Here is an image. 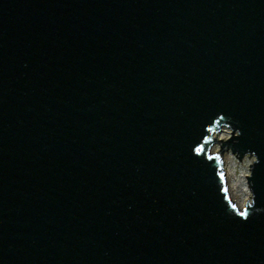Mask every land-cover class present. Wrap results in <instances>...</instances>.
I'll use <instances>...</instances> for the list:
<instances>
[{
  "label": "water",
  "instance_id": "1",
  "mask_svg": "<svg viewBox=\"0 0 264 264\" xmlns=\"http://www.w3.org/2000/svg\"><path fill=\"white\" fill-rule=\"evenodd\" d=\"M0 264H264V0H0Z\"/></svg>",
  "mask_w": 264,
  "mask_h": 264
},
{
  "label": "bare ground",
  "instance_id": "2",
  "mask_svg": "<svg viewBox=\"0 0 264 264\" xmlns=\"http://www.w3.org/2000/svg\"><path fill=\"white\" fill-rule=\"evenodd\" d=\"M216 135V134H215ZM210 151L216 153L218 151V146H216L215 142H212L209 147ZM221 158V157H220ZM222 173L225 181L226 191L229 199L234 202L239 208H241L245 200L250 198L249 191L243 192L242 186L239 184L240 181L246 184V172L242 173V178L237 179L234 177V166L233 161L231 160L230 154L225 151L222 158ZM245 173V174H244ZM248 187V186H247Z\"/></svg>",
  "mask_w": 264,
  "mask_h": 264
},
{
  "label": "rangeland",
  "instance_id": "3",
  "mask_svg": "<svg viewBox=\"0 0 264 264\" xmlns=\"http://www.w3.org/2000/svg\"><path fill=\"white\" fill-rule=\"evenodd\" d=\"M228 132H229L228 127L225 125H223L219 129L214 131V134H216L215 136L217 137V140H215L214 142L216 143V146H218V149L220 147L219 143H221V139L225 138L227 136ZM218 137H221V139H219ZM225 151H227L230 154L231 160L233 161V166H234V170H235L234 174H233L234 177L237 179H241L242 173L243 172L247 173L249 171V164L248 163L251 162V160L253 159V154L252 153H245L239 158L229 148H222L221 153H219L220 152L219 150L217 151V153H219V156L222 158ZM239 184L242 186V188L244 187L243 188L244 193L246 192V190L249 191V187H247L248 185H245L244 182L242 183V181H240ZM246 184H247V182H246Z\"/></svg>",
  "mask_w": 264,
  "mask_h": 264
},
{
  "label": "built area",
  "instance_id": "4",
  "mask_svg": "<svg viewBox=\"0 0 264 264\" xmlns=\"http://www.w3.org/2000/svg\"><path fill=\"white\" fill-rule=\"evenodd\" d=\"M249 194H250V190H249Z\"/></svg>",
  "mask_w": 264,
  "mask_h": 264
}]
</instances>
